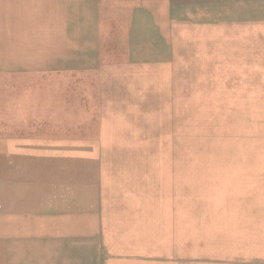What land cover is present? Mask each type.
I'll use <instances>...</instances> for the list:
<instances>
[{
	"label": "rangeland",
	"instance_id": "374dc122",
	"mask_svg": "<svg viewBox=\"0 0 264 264\" xmlns=\"http://www.w3.org/2000/svg\"><path fill=\"white\" fill-rule=\"evenodd\" d=\"M179 1L0 0V118L121 129L96 237L33 215L0 264H264V0Z\"/></svg>",
	"mask_w": 264,
	"mask_h": 264
},
{
	"label": "crops",
	"instance_id": "0c3cea01",
	"mask_svg": "<svg viewBox=\"0 0 264 264\" xmlns=\"http://www.w3.org/2000/svg\"><path fill=\"white\" fill-rule=\"evenodd\" d=\"M234 1H228L229 19L236 17ZM222 12L219 6L217 15ZM220 15L217 31L223 29ZM26 105L9 106L7 118H0V239L12 244L15 237L26 236L22 225L33 215L50 222V229L77 223L74 237H96L97 188L102 179L111 187L103 172L107 147L97 145L103 140L105 145L112 132H120V125L109 118L79 117L77 111V117L32 118ZM84 224L91 229H83Z\"/></svg>",
	"mask_w": 264,
	"mask_h": 264
},
{
	"label": "bare ground",
	"instance_id": "6f19581e",
	"mask_svg": "<svg viewBox=\"0 0 264 264\" xmlns=\"http://www.w3.org/2000/svg\"><path fill=\"white\" fill-rule=\"evenodd\" d=\"M10 23V22H9ZM8 163V162H7ZM9 166V165H8ZM4 175V174H3ZM2 176V175H1ZM6 176V175H5ZM65 177V176H64ZM67 186H69V185H67ZM68 189V188H67ZM74 197V196H73ZM71 200V199H70ZM69 202V201H68ZM74 202V201H73ZM80 229V228H79ZM83 230V229H82ZM85 233H86V231H85ZM9 237V236H8ZM74 237V236H73ZM5 239V238H4ZM78 240V239H77ZM73 241V240H72ZM82 242V241H81ZM36 243V242H35ZM37 244V243H36ZM30 248V247H29Z\"/></svg>",
	"mask_w": 264,
	"mask_h": 264
}]
</instances>
